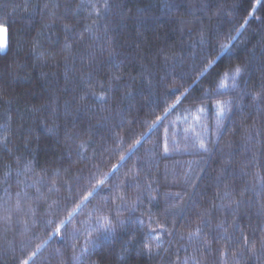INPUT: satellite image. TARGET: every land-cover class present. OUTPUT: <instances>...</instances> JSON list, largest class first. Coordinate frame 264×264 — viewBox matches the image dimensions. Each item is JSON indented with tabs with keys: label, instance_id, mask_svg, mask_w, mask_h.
Instances as JSON below:
<instances>
[{
	"label": "trees",
	"instance_id": "16d2710c",
	"mask_svg": "<svg viewBox=\"0 0 264 264\" xmlns=\"http://www.w3.org/2000/svg\"><path fill=\"white\" fill-rule=\"evenodd\" d=\"M0 25V264H264V0H0Z\"/></svg>",
	"mask_w": 264,
	"mask_h": 264
},
{
	"label": "snow or ice",
	"instance_id": "6c2138e0",
	"mask_svg": "<svg viewBox=\"0 0 264 264\" xmlns=\"http://www.w3.org/2000/svg\"><path fill=\"white\" fill-rule=\"evenodd\" d=\"M0 32H6V29L4 28L3 25H0ZM222 52H221V55H224V53L228 52V45H223L222 46ZM7 52V43L6 41L4 42H0V54H5ZM241 73V68L240 67H236L234 72L230 73L229 75L231 76V78L234 80L236 77H238ZM100 99H103V97H100ZM223 114V107L220 106L219 107V115H222ZM200 148L203 149V150H207L206 147H205V144L203 142L200 143ZM112 232V229L111 227L109 226L108 228H105L104 229V235H102V239H107L108 236L107 234H111ZM24 264H27V261L24 262Z\"/></svg>",
	"mask_w": 264,
	"mask_h": 264
},
{
	"label": "rangeland",
	"instance_id": "374dc122",
	"mask_svg": "<svg viewBox=\"0 0 264 264\" xmlns=\"http://www.w3.org/2000/svg\"><path fill=\"white\" fill-rule=\"evenodd\" d=\"M6 41V32H0V42Z\"/></svg>",
	"mask_w": 264,
	"mask_h": 264
}]
</instances>
